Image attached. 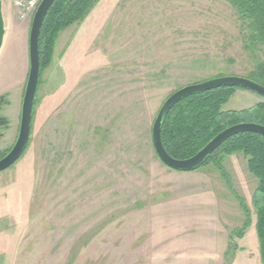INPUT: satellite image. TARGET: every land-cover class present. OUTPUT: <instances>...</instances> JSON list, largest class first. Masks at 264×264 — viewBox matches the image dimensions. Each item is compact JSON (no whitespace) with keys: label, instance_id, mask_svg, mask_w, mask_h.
Segmentation results:
<instances>
[{"label":"rangeland","instance_id":"obj_1","mask_svg":"<svg viewBox=\"0 0 264 264\" xmlns=\"http://www.w3.org/2000/svg\"><path fill=\"white\" fill-rule=\"evenodd\" d=\"M2 2L7 152L19 133L37 8ZM240 29L227 0H100L62 32L40 77L28 149L0 173V264H262L247 158L178 172L152 141L175 91L254 68ZM253 94L236 90L224 109H247Z\"/></svg>","mask_w":264,"mask_h":264},{"label":"trees","instance_id":"obj_2","mask_svg":"<svg viewBox=\"0 0 264 264\" xmlns=\"http://www.w3.org/2000/svg\"><path fill=\"white\" fill-rule=\"evenodd\" d=\"M99 1L57 0L54 3L47 14L41 31L40 77L51 64L54 49L61 33L74 25L83 23ZM227 1L239 15L243 47L255 62L254 68L247 73L245 78L264 87V0ZM220 77L223 76L217 78ZM236 90L238 89H215L179 102L169 113L162 129V142L167 153L175 159L186 160L196 155L217 135L232 126L257 124L264 127V102L239 111L224 109ZM9 152L10 150L0 152V160ZM234 154H243L247 158L248 171L258 182L253 195V206L258 214L257 233L261 242L262 264H264L263 137L255 133L233 136L222 144L203 166L213 161L217 167L222 168L224 158ZM242 207L247 214L245 206ZM249 226L250 221L247 216L243 231ZM240 235H243L242 232Z\"/></svg>","mask_w":264,"mask_h":264},{"label":"water","instance_id":"obj_3","mask_svg":"<svg viewBox=\"0 0 264 264\" xmlns=\"http://www.w3.org/2000/svg\"><path fill=\"white\" fill-rule=\"evenodd\" d=\"M57 0H42L32 20L29 34V74L23 97L20 127L16 143L10 152L0 160V173L13 167L27 150L33 122L34 103L40 78V37L44 21L48 12ZM5 37V23L3 17V2L0 0V51ZM220 88H237L251 91L264 99V87L248 78L227 76L209 79L204 82L185 86L172 95L162 105L152 128V141L159 160L169 169L178 172H192L201 168L228 139L243 133L259 134L264 139V127L257 124H239L232 126L211 140L202 150L186 160L171 157L162 142V129L171 110L182 100ZM1 125V123H0Z\"/></svg>","mask_w":264,"mask_h":264},{"label":"built area","instance_id":"obj_4","mask_svg":"<svg viewBox=\"0 0 264 264\" xmlns=\"http://www.w3.org/2000/svg\"><path fill=\"white\" fill-rule=\"evenodd\" d=\"M42 0H14L15 6L20 11H32L38 8Z\"/></svg>","mask_w":264,"mask_h":264},{"label":"crops","instance_id":"obj_5","mask_svg":"<svg viewBox=\"0 0 264 264\" xmlns=\"http://www.w3.org/2000/svg\"><path fill=\"white\" fill-rule=\"evenodd\" d=\"M250 93V92H249ZM243 95H246L247 96V94H243ZM254 96H252V97H254L253 98V100H252V102L250 103L251 105L248 107V108H250V107H252V106H254V105H256V104H258V103H262V102H264V99L263 98H261L260 96H258V95H256V94H253ZM248 97V96H247Z\"/></svg>","mask_w":264,"mask_h":264}]
</instances>
